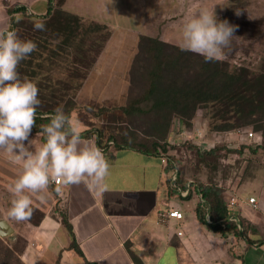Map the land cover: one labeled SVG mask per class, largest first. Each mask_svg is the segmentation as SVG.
<instances>
[{"label": "trees", "instance_id": "1", "mask_svg": "<svg viewBox=\"0 0 264 264\" xmlns=\"http://www.w3.org/2000/svg\"><path fill=\"white\" fill-rule=\"evenodd\" d=\"M58 6L54 0H48L47 12L40 18L31 16L23 5L8 8L9 30L15 31L21 39L32 40L37 45L36 50L18 66L21 79L34 81L33 78L39 73L35 64L41 61L43 52H50L44 58L46 62L49 57H60L65 52V67H71L67 80L60 82V91L56 88L52 95L44 92L45 88L35 83L40 101L49 98L46 104L41 102L37 107L36 127L32 131L40 133L43 142V133L39 131L41 125L49 122L48 116L53 115L58 107L69 114L74 102L69 100L68 103H63L65 88H80L111 36L107 25L98 21L86 23L79 14ZM36 22L44 23L45 29L36 30ZM137 47L131 67L129 98L120 109L133 121H142L144 129L141 132L135 129L128 132L127 129L118 133L111 130L108 134L102 129H97L93 132L101 147L129 146L144 152H164L169 158L166 168L171 167V160L175 162L178 167L176 183L185 188L191 178H186L175 157L168 153L171 147L168 145V137L175 121L178 122L180 131L187 133L188 129L194 126L196 117L202 113L204 117H210V127L216 133L234 132L252 126L255 131H260L263 134L262 139L264 138V61L258 71L246 65L231 67L226 60L206 63L198 54L181 51L177 44L147 34L139 35ZM45 65L49 66L51 63ZM90 134V131L86 130L82 136ZM190 140L187 146L194 151L198 164L210 170L217 169L221 157L225 155L223 151L237 150L226 145H214L202 150L195 140ZM258 149L264 150V139L254 151L257 152ZM194 182L195 188L185 198L196 195L195 192L199 190L203 199L199 198L198 218L209 230L220 232L223 236L234 235L243 240L246 238L249 244L264 243L263 231L251 220L241 216V213L239 223L230 219L232 208L230 201L225 200L222 187L212 181ZM171 192L178 190L173 187ZM204 204H208L209 210L204 208ZM207 211L211 223L206 219ZM43 215L44 212L33 204V214L28 220L39 223ZM62 221L71 230V223L66 214H62ZM21 237L24 245L18 254L13 247V238L10 239L11 243L6 251L10 249L11 255L19 256L25 264L21 255L26 247V239ZM14 238H17V234ZM70 247L80 256H84L75 239ZM1 249L3 248L0 247ZM129 251L133 260L138 262L137 254L130 248ZM241 258L243 259V254ZM88 264L97 263L88 261Z\"/></svg>", "mask_w": 264, "mask_h": 264}, {"label": "rangeland", "instance_id": "2", "mask_svg": "<svg viewBox=\"0 0 264 264\" xmlns=\"http://www.w3.org/2000/svg\"><path fill=\"white\" fill-rule=\"evenodd\" d=\"M54 1L59 5L58 7L82 16L86 23L98 21L107 25L111 33L80 88L77 90L65 88L63 103L73 100L74 108L69 109V114L85 130L96 132L97 129H102L108 134L111 130L118 133L127 129L128 132L134 129L141 132L144 129L142 121L137 119L133 121L120 109L129 98L131 67L138 49V37L140 34H147L178 45L182 39V27L186 18L201 7L209 10L214 7L218 19L227 20L230 24L238 26L230 46L224 49V60L228 61L231 67L246 65L258 71L264 61V0ZM25 7L31 16L40 18L46 14L48 0H30ZM237 10L240 11V15L236 14ZM48 53L50 54L43 52L42 57L38 56L41 61L35 64V69L39 73L33 78V82L41 85L45 88L44 92L52 95L55 89L59 88L60 82L67 80V75L71 74V67L70 65L68 68L65 67L67 66L64 63L67 57L65 52L61 51L60 57H49L46 62L44 58ZM46 63L51 65L46 66ZM47 100L49 98L41 102L46 104ZM210 123V117H204L201 113L196 117L194 126L188 129L187 133H182L178 122L175 121L168 137V145L171 146L168 153L175 157L186 178L218 184L223 189L226 201L231 202L235 199L237 202L232 211L239 212L236 209L238 204L243 207L244 217L253 218L252 214L258 211L259 207L264 209V150L254 151L264 138L257 142L249 137V132H257L252 126L234 132H217V137H214L216 131L211 129ZM200 128L204 137L198 140L196 132ZM257 133L262 134L260 131ZM32 138L36 147L43 144L40 133H32ZM190 139L200 144L198 146L202 150L214 145H226L230 149L237 150L223 151L225 155L221 157L217 169L210 170L198 164L194 151L187 146ZM19 172V166L10 163L5 152L0 149V220H7L15 229L11 236H0V247L3 248L0 250V264H23L19 256L11 255L10 249L6 251L10 246L11 238L15 240L13 247L17 254L24 245L21 236L26 221H16L8 215L13 199L8 189ZM45 195L47 201V192ZM251 196H255L260 202L258 208L249 203ZM173 198L183 204L197 203L196 197V199H186L179 192L175 193ZM33 204H42V202L33 198ZM256 225L264 233L263 214ZM215 235L221 238L220 234Z\"/></svg>", "mask_w": 264, "mask_h": 264}, {"label": "crops", "instance_id": "3", "mask_svg": "<svg viewBox=\"0 0 264 264\" xmlns=\"http://www.w3.org/2000/svg\"><path fill=\"white\" fill-rule=\"evenodd\" d=\"M29 1L0 0V31L10 26L8 8L27 6ZM89 131L82 139L98 147L110 164L108 191L94 194L81 184L61 185L57 192L56 184H50L47 201L36 205L44 212L42 219L39 223L27 220L22 229L25 264H264V243L249 244L246 238L209 230L198 218L196 195L186 198H197L192 205L173 198L177 192H171L172 169L163 163V153L129 146L101 147L93 130ZM173 209L180 210L184 218L169 217ZM236 209L242 215L243 207L237 204ZM257 210L253 218L247 217L255 224L264 215L262 207ZM62 214L67 215L71 230ZM74 239L84 256L70 247Z\"/></svg>", "mask_w": 264, "mask_h": 264}, {"label": "clouds", "instance_id": "4", "mask_svg": "<svg viewBox=\"0 0 264 264\" xmlns=\"http://www.w3.org/2000/svg\"><path fill=\"white\" fill-rule=\"evenodd\" d=\"M237 27L218 19L214 7H201L186 18L178 47L202 56L206 63L222 62L224 49L230 46ZM34 28L42 31L45 25L36 22ZM36 48L34 41L21 39L15 31H0V149L10 163L20 168L8 189L13 197L8 215L16 221L31 218L33 198L43 202L52 183L57 192L61 185L83 184L102 195L108 191L106 181L110 175L103 152L82 139L79 123L62 108H56L48 116L49 122L41 125L43 144H33L32 131L41 103L39 90L34 82L21 79L18 66Z\"/></svg>", "mask_w": 264, "mask_h": 264}, {"label": "built area", "instance_id": "5", "mask_svg": "<svg viewBox=\"0 0 264 264\" xmlns=\"http://www.w3.org/2000/svg\"><path fill=\"white\" fill-rule=\"evenodd\" d=\"M8 30V29H7ZM198 138H203V136L201 135V133L199 132L198 135H197ZM249 137L251 138H254L256 141H260L262 139V136L261 135H258L256 132H249ZM162 161L164 164L168 165L169 163V158L167 157L166 154H163L162 155ZM172 165H171V169H172V173H171V179L173 181V186L178 190V192L183 196V197H187L188 194L190 193L191 190H193L196 186V183L194 182L193 179H189L186 183V187L185 188H182L181 186L177 185L176 183V180H177V176H178V167L177 165L175 164V162L173 160H171L170 162ZM196 196L200 199H203L202 197V194L199 192V190L197 192H195ZM236 201L235 199H233L231 202H230V207L233 209L234 206H236ZM249 203L254 206L255 208H258L259 206V202H258V199L255 197V196H251L249 198ZM207 210H209V206L207 204ZM168 216L169 217H172V218H177L179 220L183 219L184 218V215L183 213L178 210V209H173V210H169L168 211ZM206 219L209 223H211V219H210V216H209V213L207 211L206 213ZM230 219L231 220H234L236 222H240V217H239V214L232 211L231 215H230ZM182 232H179V234H181Z\"/></svg>", "mask_w": 264, "mask_h": 264}, {"label": "water", "instance_id": "6", "mask_svg": "<svg viewBox=\"0 0 264 264\" xmlns=\"http://www.w3.org/2000/svg\"><path fill=\"white\" fill-rule=\"evenodd\" d=\"M15 229L7 220H0V236H11Z\"/></svg>", "mask_w": 264, "mask_h": 264}]
</instances>
